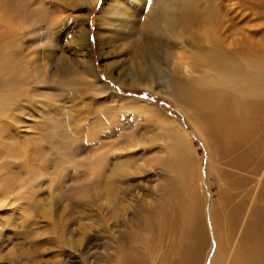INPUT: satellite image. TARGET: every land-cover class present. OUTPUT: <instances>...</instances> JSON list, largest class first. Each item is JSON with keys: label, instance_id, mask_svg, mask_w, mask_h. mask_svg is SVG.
Listing matches in <instances>:
<instances>
[{"label": "rangeland", "instance_id": "374dc122", "mask_svg": "<svg viewBox=\"0 0 264 264\" xmlns=\"http://www.w3.org/2000/svg\"><path fill=\"white\" fill-rule=\"evenodd\" d=\"M43 1V21L29 28L34 31L25 45L34 47L27 49L31 55L36 51L35 58L44 60L39 69L46 87L39 84L41 96L19 99L0 121L3 128L13 120L4 141L0 134V147H6L0 152V190L10 194L0 195L5 198H0V264H123L135 254L149 264H172L182 249L187 205L182 183L191 169L183 164L184 174L179 176L176 165L192 164L207 207L218 199L220 173L231 169L226 158L215 165L209 159L206 145L192 131L194 113L187 110L189 119L178 105L180 89L212 72L198 56L212 58L213 48L236 56L249 53L242 42H229L238 35L246 39L249 26L262 24L264 0H97L93 6L92 0ZM87 14L88 34L81 40L77 25L83 26ZM175 17L194 23L182 20L171 27L173 45L160 46V64L154 65L150 54L143 57V73L152 69L147 71L149 81H139V37L167 28ZM206 18L209 23H204ZM108 35L114 43L103 42ZM155 37L147 48H155ZM7 51H16L15 40L0 44V57ZM89 61L94 66L90 74L81 70ZM61 63H72L77 70L67 73L59 69ZM132 77L139 81L137 86ZM199 106L202 115L205 106ZM155 109L183 131L175 134ZM177 138H189L190 144L184 140L173 145ZM16 140L26 154L23 148L13 149ZM98 155L104 157L100 156L101 180L85 179L79 165L99 161ZM21 183L27 184L26 191ZM76 183L86 186L83 193ZM106 186L117 192L111 205ZM233 191L237 197L232 202L244 194V187ZM163 214L166 224L161 232ZM217 230L225 234L218 223ZM219 244L224 251V243ZM215 248L209 236L202 263L197 253L183 264H209V250Z\"/></svg>", "mask_w": 264, "mask_h": 264}, {"label": "bare ground", "instance_id": "6f19581e", "mask_svg": "<svg viewBox=\"0 0 264 264\" xmlns=\"http://www.w3.org/2000/svg\"><path fill=\"white\" fill-rule=\"evenodd\" d=\"M79 1L77 3H80ZM96 1L92 0L91 5L93 6ZM195 1L208 2L210 0ZM42 2L44 1L42 0ZM42 2L41 0H0V44L9 39L16 41V51H7L0 57V121L5 120L9 116V113L12 112V104H18L19 99L24 98L28 101L41 96L42 94L37 93V89L40 87L38 86L39 84L46 87L47 80L39 69L44 67L41 65L42 63L44 65V60L35 58L36 51L31 55L32 51L29 52L27 49L34 47L25 45L28 40L26 36L34 31L32 28L29 30V28L34 25L39 26L41 21H43L40 17L43 10L40 6L43 5ZM35 3L39 5L37 6ZM33 5H35V9H32ZM33 14L34 16L32 17ZM88 15L81 22L83 26L77 25V27L81 28L80 36L78 37L81 40H85L84 36L88 34V28L86 29L87 21L85 22ZM209 19L206 18L204 23H209ZM182 20H185L189 25L194 23L192 20L175 17L170 20L167 28L157 29L150 37H139V81L146 80L147 71L152 69V67L148 68L143 73L145 69L142 65L143 57L150 54L153 57L154 65L162 63L163 59L159 53L160 46L168 43L173 45L170 37V34L173 33L171 27L176 26ZM31 23L33 24L31 25ZM256 24L259 27L255 24L256 28L254 25L249 26L253 29L249 28L246 33V39L243 37L240 40L238 35L229 42V46L232 44L238 45L242 42L244 44L243 51L248 46V54L241 55L244 52L236 56L227 51L213 48L212 58L198 56L199 63L210 67L212 72L207 75H198L185 83L180 89L182 102H179L178 105L183 107L182 109L189 119L191 113L187 112V110L191 109L192 113H194L195 122L190 119L193 125L192 131L198 134L206 145L209 159L215 165V163H220V160L226 158L225 162L228 166H231V169L220 173L222 182L220 183L219 181L218 199H212L211 206L207 207L204 206L205 193L201 190V184L199 185L198 183L199 179H196L197 174L193 172L194 167L192 164L178 163L176 165L179 176L184 174L183 164L188 165L191 169L190 174L187 176V181L182 183L183 190L186 192L184 196L187 201L185 225L182 228V249L180 254L176 257L174 256L172 264H183L185 261L190 263L196 258L197 253L198 256L202 255V263L203 252L209 245V236L215 241L216 245L214 250H209L210 254H213L209 264H264V21H262V24H259V22ZM256 32L260 33H257L259 36H255ZM96 35H98L97 32ZM154 37L156 40L155 48H147L149 39L154 40ZM165 38L169 40H165ZM102 39L104 40L103 42L114 43V38L111 35H108L107 39L103 37ZM102 39L98 37L101 43ZM132 47L134 46L132 45ZM110 52H113L112 49ZM58 67L67 73H74L77 70L72 63H61ZM93 68L94 66L90 61L81 66V70L89 74ZM134 78L132 77L133 80ZM139 81H136L137 83L134 85L137 86ZM147 81L149 80L144 82ZM95 83H97V79ZM199 104L205 106L202 109V115L199 112ZM154 113L159 116V120H165L175 134L183 131L174 124L171 118L162 113L160 114L156 109ZM12 126L13 120L12 123L5 125V127H0L1 140H5L6 134L9 133L8 128H12ZM18 140H16V145L13 149L23 148L22 150L26 154L25 146L23 147ZM184 140L177 138L173 145H177ZM185 142L190 144V139L187 138ZM98 144L99 147L104 146V144L101 146L99 142ZM168 145L170 146L171 143L169 142ZM5 148L4 145L1 146L0 152L5 151ZM15 150L13 153L16 152ZM23 151L21 152L22 154ZM98 156L99 161L92 157L94 162H91L90 158L89 161L91 163L85 162L79 165V168L82 169L79 171L80 175L85 176V179L88 178L89 180L98 177L99 181L101 180L100 171L104 163H100V160L104 159V157L102 155ZM255 157L258 158L256 163H250ZM21 161L23 163L24 159ZM217 169V166H215L214 170ZM224 178L226 179L223 180ZM78 179L80 178L78 177ZM102 182L106 183L103 179ZM15 185H13V188ZM20 186L26 191L27 184L23 186L21 183ZM84 187L86 186L76 183V189L80 193H83ZM241 187H244V194L232 202L237 197L236 192L233 190ZM4 189L2 188V190ZM10 189L12 188L10 187ZM106 190L110 195L108 196L111 197L110 199L108 198V205H111L117 192H114L108 186H106ZM3 192L0 190V195ZM4 193L8 192L5 191ZM2 196L4 197V194ZM4 199L1 198V201ZM1 201L0 203H2ZM221 217L223 218L222 220ZM163 220L164 214L158 225V228H160L158 231L161 230V232H164L162 223L165 222ZM217 223L225 231L224 235L220 234L222 237L217 230ZM221 241L225 246V250L222 248L224 251H221L220 248L219 242ZM150 251L154 252L156 249L152 248ZM139 257L140 255L136 254L129 255L124 259L123 264H149L144 260L140 261ZM160 264L164 263L161 261ZM195 264L199 263L196 262Z\"/></svg>", "mask_w": 264, "mask_h": 264}]
</instances>
